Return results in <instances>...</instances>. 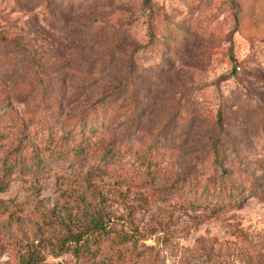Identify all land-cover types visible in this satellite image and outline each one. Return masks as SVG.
Masks as SVG:
<instances>
[{"label":"rangeland","instance_id":"obj_1","mask_svg":"<svg viewBox=\"0 0 264 264\" xmlns=\"http://www.w3.org/2000/svg\"><path fill=\"white\" fill-rule=\"evenodd\" d=\"M94 109L126 152L104 170L96 132L70 152ZM33 259L264 264V0H0V264Z\"/></svg>","mask_w":264,"mask_h":264},{"label":"trees","instance_id":"obj_2","mask_svg":"<svg viewBox=\"0 0 264 264\" xmlns=\"http://www.w3.org/2000/svg\"><path fill=\"white\" fill-rule=\"evenodd\" d=\"M240 68V67H236ZM240 71V70H239ZM109 97H106V101L98 102V104L94 105L93 108H96L97 105H104L108 100ZM101 103V104H100ZM98 108V107H97ZM98 109H94V112L87 116L81 117L74 125L73 129L71 130V133L76 136H78V141H72V143H75L70 149V152L74 153V156L79 159L81 162L87 161L89 151L93 150V146L95 143L93 142L94 138L92 139L91 135L96 132L95 134L98 135L100 138L99 142H102L104 139L107 140L103 141V144H99L100 147H102V155L100 157V161L97 164L93 166L91 169H97V170H104L105 167H109V164H112L113 162L119 161L122 156L125 155V150L122 152L124 148L123 144L117 145L116 142L109 143L107 137L105 134L102 135V130L99 131V128L97 126L105 125L107 122H111L114 120V117L117 115L116 112L113 111V114L107 113L104 116L97 117L96 111ZM103 110V108H102ZM94 117V118H93ZM97 127V128H96ZM96 128V129H95ZM102 136V137H101ZM93 140V141H91ZM120 147V148H119ZM38 163H42L43 160L40 161L38 157H36ZM44 159V158H43ZM90 160V156H89ZM22 162V160H20ZM109 171L107 170L104 174H107ZM254 186V184H252ZM225 190L221 188V185H218L217 181H214L211 196L213 194H216L218 196L226 195L227 202L232 206L236 205L237 203H240L243 200V193L246 191L245 189L242 190V192L236 190L235 192H230L229 194H226L224 192ZM252 193L254 196H258L259 192L258 190L251 189L249 191V194ZM195 207V206H194ZM199 207V206H197ZM208 208V207H207ZM220 209V208H219ZM219 210L216 207L211 208L212 213H217ZM69 236H67L65 241L62 243L61 251L62 252H73L75 254H85V253H92V247L91 242L100 241L101 236L111 235L112 233H115V230H112V228L108 224V220L104 218L103 216H97L94 217L91 224L87 227H84L81 231L73 233L71 229L68 231ZM83 251V252H82ZM36 259L29 260L28 264H36Z\"/></svg>","mask_w":264,"mask_h":264},{"label":"built area","instance_id":"obj_3","mask_svg":"<svg viewBox=\"0 0 264 264\" xmlns=\"http://www.w3.org/2000/svg\"><path fill=\"white\" fill-rule=\"evenodd\" d=\"M237 70L239 71V70H240V68H237Z\"/></svg>","mask_w":264,"mask_h":264}]
</instances>
